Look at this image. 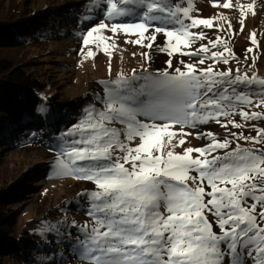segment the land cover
Here are the masks:
<instances>
[{"label": "snow or ice", "instance_id": "1", "mask_svg": "<svg viewBox=\"0 0 264 264\" xmlns=\"http://www.w3.org/2000/svg\"><path fill=\"white\" fill-rule=\"evenodd\" d=\"M258 6L236 0L239 33ZM81 7L88 9L82 48L109 58L110 78L49 148L57 177L89 185L75 204L83 221L44 229L65 249L49 264H264V126L254 123H264V78L251 71L257 32L241 59L231 20L200 18L196 0ZM212 7L234 4L212 0ZM121 41L140 49L132 57L141 63L111 78ZM154 47L168 58L153 71ZM214 126L223 133L202 130ZM194 134L202 146H186Z\"/></svg>", "mask_w": 264, "mask_h": 264}, {"label": "rangeland", "instance_id": "2", "mask_svg": "<svg viewBox=\"0 0 264 264\" xmlns=\"http://www.w3.org/2000/svg\"><path fill=\"white\" fill-rule=\"evenodd\" d=\"M90 2H94V0H90ZM240 2L248 3L250 0H240ZM85 3L86 0H0V19L4 17L19 18L28 10L33 11V16L45 12L51 7L69 10L68 17L71 18L78 15L75 12L76 9L79 11ZM233 4L234 9L224 10L213 8L212 0H196V6L199 9L196 15L200 18H213L217 23H219L218 17L221 13L227 16L237 30L236 36L232 39V47L242 59L246 54V48L251 46L249 34L256 31L261 48L258 51L259 58L256 61V67L252 70L264 74V7L258 6L256 16H248L243 33H239V12L235 8L236 0H233ZM260 4L264 5V0H260ZM81 11L83 14L77 24L72 22L66 26V22H62L65 18L63 15L60 18L62 19L61 23L57 22L55 26L51 27L50 35L52 36L45 37L46 39L43 41H33L23 48L2 51L0 58L20 63L22 66H26L27 71L33 72L40 80H44L47 85V95L56 94L61 101L66 102L86 98V96L90 97L91 94H87L93 88L92 84L95 79L105 81L110 78L109 58L102 53L95 58L86 56V50L82 48L81 37L85 34V14L88 9L84 7ZM89 15L90 18L95 19L94 14ZM208 34L210 37H214L218 33L212 29L208 30ZM93 50L95 51V49ZM139 51L138 47L123 44L121 41V50L111 60V78H115L118 71L128 72L133 67H137L141 63V59L139 55L133 58L132 53H139ZM80 52H84L85 55L78 54ZM167 58L154 47L152 70L164 68ZM97 94L94 93L95 97ZM254 123L264 126L262 122ZM209 130L219 133L224 131L219 126L211 127ZM234 131L237 130L234 129ZM245 134L255 135L249 130H245ZM189 141L190 143L186 146L196 147L204 144V141L195 139V134L193 137H189ZM50 146H54V143L42 144L38 140H32V143L24 146H7L0 143V195L16 192V196L8 206L16 210L17 213L16 237H19L23 231L46 237L48 233L44 229L56 225V222L73 217L78 221L85 219L75 207V201L80 199L78 193L83 192L89 185L72 178L57 177L50 166L54 158L53 153L49 151ZM177 151H181V149H177ZM77 203H80V200ZM47 218L56 220V222H43V220L47 221ZM54 242L61 245L59 240ZM64 252L65 249L62 247H58L54 251V253ZM50 259L58 260L59 257L55 255L40 257L34 264H40V262ZM4 264L32 263L10 257L5 259ZM45 264H49V262Z\"/></svg>", "mask_w": 264, "mask_h": 264}, {"label": "trees", "instance_id": "3", "mask_svg": "<svg viewBox=\"0 0 264 264\" xmlns=\"http://www.w3.org/2000/svg\"><path fill=\"white\" fill-rule=\"evenodd\" d=\"M83 9L84 7L79 11L76 9L78 15L71 17L72 19L68 17L69 10L55 7L33 16V11L28 10L19 18L0 19V52L23 48L33 41H43L51 34V27L57 22L61 23L60 18L63 15L65 18L62 22H66V26L72 22L77 24ZM251 71L264 78V74ZM102 82L104 81L94 80L93 88L87 94H91L88 98L86 96L70 102L61 101L56 94L47 95L46 82L40 80L33 72L27 71L26 66L0 58V143L7 146H24L32 143V140L54 145L58 140L62 142L64 131L76 122L83 109L96 103L94 93H100ZM41 107L45 108L43 116L38 114ZM33 132L38 134L33 136ZM15 193L12 191L0 195V264H4L5 259L10 257L34 264L40 257L54 256L55 249L64 247L57 245L58 242L53 243L48 235L40 237L37 233L29 234L28 231H23L16 237L17 213L8 207L16 196ZM79 200L76 199V204ZM46 220L43 222H56L50 218ZM48 262L45 260L40 264Z\"/></svg>", "mask_w": 264, "mask_h": 264}]
</instances>
